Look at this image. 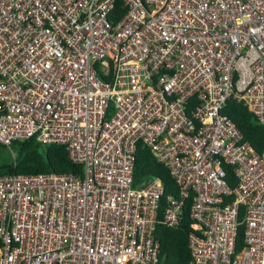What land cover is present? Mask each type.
<instances>
[{
  "label": "built area",
  "instance_id": "2783aa9c",
  "mask_svg": "<svg viewBox=\"0 0 264 264\" xmlns=\"http://www.w3.org/2000/svg\"><path fill=\"white\" fill-rule=\"evenodd\" d=\"M116 1L0 0V144L82 166L0 174V264H165L156 225L189 196L188 264H264V146L222 113L264 123V0ZM138 141L178 186L164 204L160 178L132 186Z\"/></svg>",
  "mask_w": 264,
  "mask_h": 264
},
{
  "label": "trees",
  "instance_id": "16d2710c",
  "mask_svg": "<svg viewBox=\"0 0 264 264\" xmlns=\"http://www.w3.org/2000/svg\"><path fill=\"white\" fill-rule=\"evenodd\" d=\"M124 11L122 1L117 0L112 10V16L120 15ZM222 113L229 116L242 133L243 140L248 141L255 151H261L264 146V123L234 99H228ZM12 151V152H11ZM11 151L0 144V174H27L37 172L82 173V166L74 163L68 156L63 145H43L35 138L15 140L11 144ZM225 179L233 187L236 184L233 168L223 164ZM153 177H158L163 185L161 203L166 202L169 195L176 196L178 186L172 178L168 168L157 161L150 149L138 141L136 144L135 162L133 168V187H140ZM192 196L186 200L182 208L179 224L169 227L165 224L156 225L155 237L159 243L158 257L165 264H188L191 254L188 246V234L193 223L189 217ZM244 216V209L240 207L239 221ZM244 225L240 223L237 230L235 253L243 247Z\"/></svg>",
  "mask_w": 264,
  "mask_h": 264
}]
</instances>
